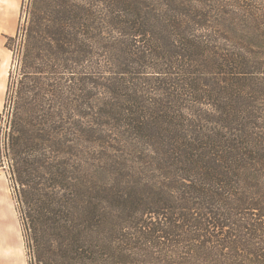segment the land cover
<instances>
[{
	"label": "trees",
	"instance_id": "trees-1",
	"mask_svg": "<svg viewBox=\"0 0 264 264\" xmlns=\"http://www.w3.org/2000/svg\"><path fill=\"white\" fill-rule=\"evenodd\" d=\"M16 29L30 264H264V0H22Z\"/></svg>",
	"mask_w": 264,
	"mask_h": 264
},
{
	"label": "rangeland",
	"instance_id": "rangeland-1",
	"mask_svg": "<svg viewBox=\"0 0 264 264\" xmlns=\"http://www.w3.org/2000/svg\"><path fill=\"white\" fill-rule=\"evenodd\" d=\"M20 0V5H21ZM20 15V6L18 10V20ZM17 20V24H18ZM17 28V26H16ZM244 30H240L239 34L240 41L238 43L237 51L240 53L242 57L246 59L244 68L248 71H250V65H251V54L250 50L253 49L255 51H258L259 48L257 47V40H255L252 35H250V32L247 27H244ZM17 29L12 34H4L3 32H0V75L3 77V80H5V89L7 84V78H8V72L11 68H13V52L12 50L8 49L5 46L6 41V35H15ZM258 53V57H259ZM258 64H256L257 66ZM5 92L1 103L0 112L3 110L4 107V101H5ZM4 131L1 129L0 126V139L3 135ZM0 171L4 173L6 179H7V189L10 193V202L11 207H14V211L16 214V217L18 219V225H19V231H20V239L19 244L17 248L10 254H8L7 258L0 259V264H30L31 259L30 255L26 249V243L22 236V230H21V224L19 220V216L17 214L16 208L18 205L16 203V197H15V191L13 188V181L10 178V165H9V159L7 156H5L4 153L0 150Z\"/></svg>",
	"mask_w": 264,
	"mask_h": 264
},
{
	"label": "crops",
	"instance_id": "crops-1",
	"mask_svg": "<svg viewBox=\"0 0 264 264\" xmlns=\"http://www.w3.org/2000/svg\"><path fill=\"white\" fill-rule=\"evenodd\" d=\"M20 0H0V32L12 34L17 26ZM5 80L0 75V108ZM20 231L14 207H11L7 179L0 171V259L7 258L18 246Z\"/></svg>",
	"mask_w": 264,
	"mask_h": 264
}]
</instances>
